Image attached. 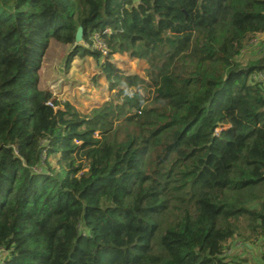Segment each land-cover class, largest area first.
<instances>
[{
    "label": "trees",
    "instance_id": "16d2710c",
    "mask_svg": "<svg viewBox=\"0 0 264 264\" xmlns=\"http://www.w3.org/2000/svg\"><path fill=\"white\" fill-rule=\"evenodd\" d=\"M79 26L107 54L74 44ZM262 33L264 0H0V264H224L235 238L264 247V53L239 59ZM51 40L94 54L112 97L82 112L42 89Z\"/></svg>",
    "mask_w": 264,
    "mask_h": 264
},
{
    "label": "rangeland",
    "instance_id": "374dc122",
    "mask_svg": "<svg viewBox=\"0 0 264 264\" xmlns=\"http://www.w3.org/2000/svg\"><path fill=\"white\" fill-rule=\"evenodd\" d=\"M90 40L91 42L85 41L83 35L79 45L99 50L94 45L93 36ZM74 44L56 40L49 42L41 56L40 87L50 90L61 103L68 101L80 111L87 112L110 99L114 92L109 90L106 78L100 74V61L92 53L74 54ZM261 53H264V33L256 35L250 41L239 59L247 62ZM113 62L127 74L144 73L145 64L140 59L115 55ZM255 77L263 78L264 81L262 73H257ZM95 135L98 136V132ZM48 160L58 167L53 156H49ZM262 243V239H233L223 254L226 261L224 264H264ZM2 253L6 254L5 251Z\"/></svg>",
    "mask_w": 264,
    "mask_h": 264
},
{
    "label": "built area",
    "instance_id": "2783aa9c",
    "mask_svg": "<svg viewBox=\"0 0 264 264\" xmlns=\"http://www.w3.org/2000/svg\"><path fill=\"white\" fill-rule=\"evenodd\" d=\"M108 31L109 30H106L105 32H108ZM93 40H94L95 47L99 49L101 52H103L104 54H107L106 43L100 38L98 33L93 35ZM47 104L55 107L51 101L47 102ZM95 134H97V132H95Z\"/></svg>",
    "mask_w": 264,
    "mask_h": 264
},
{
    "label": "water",
    "instance_id": "95a60500",
    "mask_svg": "<svg viewBox=\"0 0 264 264\" xmlns=\"http://www.w3.org/2000/svg\"><path fill=\"white\" fill-rule=\"evenodd\" d=\"M83 38V27L79 26L75 33V44H79Z\"/></svg>",
    "mask_w": 264,
    "mask_h": 264
}]
</instances>
